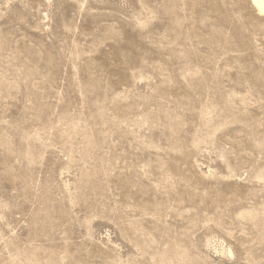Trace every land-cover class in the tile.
Listing matches in <instances>:
<instances>
[{
  "label": "rangeland",
  "instance_id": "1",
  "mask_svg": "<svg viewBox=\"0 0 264 264\" xmlns=\"http://www.w3.org/2000/svg\"><path fill=\"white\" fill-rule=\"evenodd\" d=\"M0 264H264L249 0H0Z\"/></svg>",
  "mask_w": 264,
  "mask_h": 264
},
{
  "label": "bare ground",
  "instance_id": "2",
  "mask_svg": "<svg viewBox=\"0 0 264 264\" xmlns=\"http://www.w3.org/2000/svg\"><path fill=\"white\" fill-rule=\"evenodd\" d=\"M249 2L258 16H264V0H249Z\"/></svg>",
  "mask_w": 264,
  "mask_h": 264
}]
</instances>
